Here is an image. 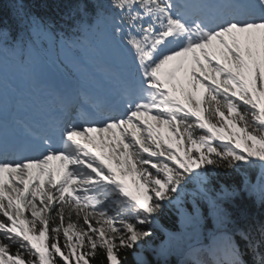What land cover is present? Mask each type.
Segmentation results:
<instances>
[{"label": "snow or ice", "instance_id": "1", "mask_svg": "<svg viewBox=\"0 0 264 264\" xmlns=\"http://www.w3.org/2000/svg\"><path fill=\"white\" fill-rule=\"evenodd\" d=\"M80 11L79 35L53 33L23 6L15 13L28 32L0 35V52H18L37 31L78 49L105 23L113 61L105 94L51 88L55 120L9 124L0 103V264H89L98 250L122 264L121 250L143 248L174 208L188 227L207 210L220 227L235 225L225 205L248 188L217 190L220 171L261 169L264 204V0H100L91 23ZM259 232L254 241L251 228L235 229L264 264ZM226 238L214 264H246ZM204 250L191 247V264Z\"/></svg>", "mask_w": 264, "mask_h": 264}, {"label": "trees", "instance_id": "2", "mask_svg": "<svg viewBox=\"0 0 264 264\" xmlns=\"http://www.w3.org/2000/svg\"><path fill=\"white\" fill-rule=\"evenodd\" d=\"M98 2L99 0H0V31L6 27L12 34L20 33L21 35L28 30L27 26L22 28L21 20L15 13V9L20 6H23L26 13L39 20L69 24L73 20L84 18L80 11L81 7L89 14ZM44 24L49 23L44 22ZM53 28H56V25H53ZM260 175L261 169L255 168L241 169L239 173L231 174L220 171L218 174L213 173L210 178L217 190L222 184H235L238 187L248 188L235 202L225 205L232 212L233 219L236 221L235 225L220 227L215 215L207 210L202 212L198 228L188 227L180 212L174 208L161 217L157 227H149L148 230L157 233V237L148 240L143 248L121 250L122 264H137L138 259H142L145 264H191L189 257L191 247H203L205 250L197 253L198 258L203 261V264H214L216 259L223 260L226 256L227 235L232 236L240 245L246 264H255V254L246 247V242L235 234V229L251 228L254 241L261 239L259 229L261 225H264V204L259 199ZM195 188V185L189 186V192L194 191ZM188 199L191 200V197ZM203 207L208 208L207 205ZM258 251L264 254V244ZM89 264H108V262L104 253L98 250L95 258H89Z\"/></svg>", "mask_w": 264, "mask_h": 264}, {"label": "rangeland", "instance_id": "3", "mask_svg": "<svg viewBox=\"0 0 264 264\" xmlns=\"http://www.w3.org/2000/svg\"><path fill=\"white\" fill-rule=\"evenodd\" d=\"M35 44L37 48H40L44 52L38 51L37 53H31L28 56L22 55L21 49H19V51L16 53L8 50L0 52V67H2V65H5L7 69L13 72L15 71V69H12V64H16V60L22 57L24 59V63L29 67L27 77L22 79H25L29 89L35 87L40 94L44 95L50 92L55 81L53 71L51 69L55 70L56 72L58 69H60L59 67L72 69L74 71H72L71 74L75 76L79 81L86 83V78L90 74V66L84 65V67H81L78 62L86 57L83 61L100 70L103 68L102 61L106 62L107 60L104 54L100 52L93 53L86 47L80 49L82 53L79 56L78 53L80 54V52L74 53L72 51H69V49L61 50V48H58L61 51H59L58 54H55L56 46L46 44L42 46L37 44V41L33 42L31 45ZM48 67H51V69H49ZM101 79L107 80L106 77H103ZM94 135H97L98 139V134ZM129 179H131V177H129ZM73 231H79V229L77 228ZM71 234L72 233H70V235ZM154 237H157V233H155ZM73 243H75V236H73Z\"/></svg>", "mask_w": 264, "mask_h": 264}, {"label": "bare ground", "instance_id": "4", "mask_svg": "<svg viewBox=\"0 0 264 264\" xmlns=\"http://www.w3.org/2000/svg\"><path fill=\"white\" fill-rule=\"evenodd\" d=\"M1 78L2 77H0V80H1ZM6 86H7L6 90H10L11 94H12L11 96L8 97V99H10V98H12V99L10 100V102H8L7 107L10 108V111L17 112L18 108L16 106H12V104H17L20 101V96H25L28 93L23 91V90L16 88V86L14 84H11V85L9 84ZM89 90L91 91L90 88H89ZM26 100H27L28 104H31L34 107L36 106L35 97H31V98L27 97ZM8 108H6V109L8 110ZM54 163H56V162H54Z\"/></svg>", "mask_w": 264, "mask_h": 264}]
</instances>
